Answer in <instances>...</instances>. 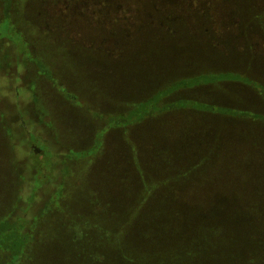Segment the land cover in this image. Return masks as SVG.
I'll return each instance as SVG.
<instances>
[{"label":"rangeland","instance_id":"obj_1","mask_svg":"<svg viewBox=\"0 0 264 264\" xmlns=\"http://www.w3.org/2000/svg\"><path fill=\"white\" fill-rule=\"evenodd\" d=\"M12 50L23 52L29 84L17 94L15 74L4 76ZM221 73L246 81L185 85L128 120L159 90ZM180 100L210 108L174 106ZM17 105L20 135L7 128ZM24 140L37 146L34 157ZM60 149L73 155L52 170H63L53 180L59 191L39 189L42 208L17 264H46L60 252L54 241L105 224L114 210L121 220L124 195L145 183L187 203L238 194L262 217L264 0H0V222L26 213ZM9 263L0 250V264Z\"/></svg>","mask_w":264,"mask_h":264},{"label":"trees","instance_id":"obj_2","mask_svg":"<svg viewBox=\"0 0 264 264\" xmlns=\"http://www.w3.org/2000/svg\"><path fill=\"white\" fill-rule=\"evenodd\" d=\"M12 33L18 32L12 30ZM18 36L22 40V37ZM3 38L9 42L8 44H14L6 35H3ZM11 45L7 46L13 48ZM10 54L11 67L4 76L13 79L15 74L18 79L16 83L13 80L16 94L18 87L21 86L28 91V81H23L22 78L25 56L23 52L16 53L13 50ZM221 79L244 80V77L221 73L199 75L187 81L175 82L142 101L127 115L128 120L136 116L140 117L150 107L154 109L162 96L170 91L185 85ZM174 106L210 108L191 100H180ZM21 113H23L22 108L17 105L14 114H11L7 121V128L15 131L17 135L23 133L26 125L25 122H21ZM43 131L45 130L36 128L33 132L42 143L46 144ZM25 143L28 146V155L34 157L37 146L35 143L26 141ZM68 155L72 156L73 153L64 149L52 151L49 166L44 172L47 177L43 178L35 192V198L25 203L26 213L19 215L20 218L16 216L14 219L0 222V250L9 252V264H17L21 251L28 249V239L31 237L29 234L32 235L34 223L37 222L36 217L42 208L39 206L42 200L39 189L45 191L46 187L50 188L52 185L54 192L59 191L60 184L55 183V177L58 174L62 175L63 170L59 169L54 177L52 170L57 168V165H62V159ZM58 158H61L60 162ZM34 164H39L37 159ZM48 172H51L49 176ZM145 186L146 183L138 193L132 194L128 191L124 195L121 220H113L118 215V210H114L112 219L105 224L94 223L88 226V231H83L75 239L71 238L68 243L60 245V240L54 241L55 250L60 252L58 255L56 252V257L47 258L44 262L46 264H237L239 261H247L249 264H264V223L258 224L253 220L257 219L256 216L260 217L259 208L244 205L243 196L212 194L207 195L209 200L205 197V202L187 203L188 201H182L177 192H153L145 190ZM79 196L82 194L79 193ZM260 218L264 219V215L262 214ZM100 247H103L102 250ZM38 251L46 254L44 248H39ZM37 257L35 255L33 259L37 260Z\"/></svg>","mask_w":264,"mask_h":264}]
</instances>
